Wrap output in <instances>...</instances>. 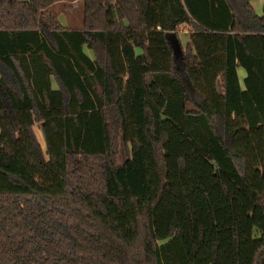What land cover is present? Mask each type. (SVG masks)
Returning a JSON list of instances; mask_svg holds the SVG:
<instances>
[{"label":"trees","instance_id":"obj_1","mask_svg":"<svg viewBox=\"0 0 264 264\" xmlns=\"http://www.w3.org/2000/svg\"><path fill=\"white\" fill-rule=\"evenodd\" d=\"M60 1L0 0V264H264V0Z\"/></svg>","mask_w":264,"mask_h":264},{"label":"rangeland","instance_id":"obj_2","mask_svg":"<svg viewBox=\"0 0 264 264\" xmlns=\"http://www.w3.org/2000/svg\"><path fill=\"white\" fill-rule=\"evenodd\" d=\"M250 5L253 8L254 12L258 15L261 14V0H250ZM50 11L56 16L57 20L62 26L68 27H79L81 24V11H82V1L81 0H62L60 2H56L50 6ZM187 26L181 25L177 29V38L179 40L180 45L182 46L187 40ZM193 63L190 62L185 66V72L187 75L183 78V83L188 88L191 93V98L193 101L197 102L203 99L207 100L205 86L201 78L196 77L192 72ZM237 76L239 78V84L241 85V78L243 77V71L238 70ZM186 77V78H185ZM190 106H187L189 108ZM235 123H237V118L233 119ZM7 120L6 116L0 117V126L4 124ZM35 138L43 149V142L38 132L36 126L32 128ZM21 136L24 142L27 144V138L24 133H21ZM119 158V157H118Z\"/></svg>","mask_w":264,"mask_h":264},{"label":"crops","instance_id":"obj_3","mask_svg":"<svg viewBox=\"0 0 264 264\" xmlns=\"http://www.w3.org/2000/svg\"><path fill=\"white\" fill-rule=\"evenodd\" d=\"M65 27H66V26H65ZM192 70H193L192 73H193L194 75H197L193 68H192ZM238 70H239V69H237L236 72H238Z\"/></svg>","mask_w":264,"mask_h":264},{"label":"water","instance_id":"obj_4","mask_svg":"<svg viewBox=\"0 0 264 264\" xmlns=\"http://www.w3.org/2000/svg\"><path fill=\"white\" fill-rule=\"evenodd\" d=\"M167 35H168V33H167Z\"/></svg>","mask_w":264,"mask_h":264}]
</instances>
